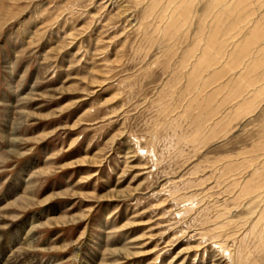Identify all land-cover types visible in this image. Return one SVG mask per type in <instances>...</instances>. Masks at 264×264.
Instances as JSON below:
<instances>
[{"label":"rangeland","instance_id":"obj_1","mask_svg":"<svg viewBox=\"0 0 264 264\" xmlns=\"http://www.w3.org/2000/svg\"><path fill=\"white\" fill-rule=\"evenodd\" d=\"M216 2L0 0V264H264V0Z\"/></svg>","mask_w":264,"mask_h":264},{"label":"bare ground","instance_id":"obj_2","mask_svg":"<svg viewBox=\"0 0 264 264\" xmlns=\"http://www.w3.org/2000/svg\"><path fill=\"white\" fill-rule=\"evenodd\" d=\"M216 1V0H215ZM225 0H218V3L216 2L215 4H217V6L216 7H220L222 10H228V9H230V8H236V10H238L239 8H244V7H246V8H252V5L253 4H255L254 3V0H233V1H231V3H226V2H224ZM255 1H259V0H255ZM224 2V3H223ZM154 5H155V3H153ZM150 5V4H149ZM148 6V5H147ZM156 6V5H155ZM155 6H153V7H155ZM259 6V5H258ZM264 6V4H263V2H261V5H260V7H263ZM259 7V8H260ZM254 8V7H253ZM247 9V10H248ZM256 9H257V7H256ZM153 10H154V8H153ZM214 10V9H213ZM232 10V9H231ZM235 10V11H236ZM240 11H242V10H240ZM214 12V11H213ZM151 13V12H150ZM231 13V12H230ZM237 14V16H239L238 15V13H236ZM235 14V15H236ZM245 14H247L246 12H245ZM248 15H249V13H248ZM250 15H251V12H250ZM222 16V15H221ZM229 16V15H228ZM225 17V16H224ZM232 17H233V15H232ZM245 17H246V15H245ZM252 17V16H251ZM254 17V16H253ZM226 18V17H225ZM236 18V17H235ZM239 17H237L236 18V20L238 19ZM249 18V17H248ZM247 18V19H248ZM246 19V20H247ZM252 19V18H251ZM232 20V19H231ZM234 21V20H233ZM235 23H238V22H236L235 21ZM250 23V22H249ZM221 24V23H220ZM232 24V23H231ZM234 24V23H233ZM262 24L264 25V18H262V19H260V20H257L256 22H255V26L252 28V30L249 32V35H248V37L245 39V41L244 42H242L243 43V45L239 48L240 49V51L238 52V53H236V56H235V59H234V61L236 62V64H238L237 66L239 67L240 66V62H241V60H242V58L243 57H246V55L247 54H245L247 51H248V49H246V47H248V46H253V48H254V46H255V44H257L259 41H261L262 40V37H264V35L262 34V33H255L257 30H255V29H258L260 26H262ZM218 25H219V23H218ZM237 25V24H236ZM254 25V24H253ZM220 26V25H219ZM236 28V27H235ZM241 28V27H240ZM244 28V27H243ZM233 29V28H232ZM215 30H217V29H215ZM214 30V31H215ZM236 30V29H235ZM240 30V29H239ZM225 31H226V29H225ZM224 31V32H225ZM227 32V31H226ZM260 34V35H259ZM212 36V35H211ZM215 37V36H214ZM211 38V37H210ZM210 38H209V41H210ZM216 38V37H215ZM211 39H213V38H211ZM209 41H208V43H209ZM207 43V44H208ZM213 43H214V41H213ZM224 43V42H223ZM241 43V44H242ZM211 44H212V42H211ZM261 44V43H260ZM213 45H215V43L213 44ZM237 45V44H236ZM207 46H209V49L210 48H212L211 46L212 45H207ZM206 46V49L208 48ZM218 47H219V45H218ZM220 48H222L221 46H220ZM252 48V49H253ZM262 49L260 46L258 47V49ZM208 49V50H209ZM264 49V48H263ZM211 50V49H210ZM209 50V51H210ZM217 50V49H216ZM257 50V49H256ZM246 51V52H245ZM257 51H259V50H257ZM262 52H263V50H261ZM208 53V52H207ZM210 53V52H209ZM254 54V53H253ZM205 55V54H204ZM250 55V54H249ZM257 55V54H256ZM206 56H208V55H205V57ZM261 56H263V55H261ZM261 56H259V58L261 57ZM248 57V56H247ZM207 59V58H206ZM256 59V58H255ZM205 60V59H204ZM245 60H246V58H245ZM252 60V59H251ZM249 61V60H248ZM233 62V61H232ZM244 62V61H243ZM234 63V62H233ZM248 63V62H247ZM253 63V62H252ZM250 64V63H249ZM248 64V65H249ZM247 65V66H248ZM264 64H262L261 66H263ZM245 66V65H244ZM250 68H251V66H249ZM256 67V66H255ZM258 67V66H257ZM254 68V67H253ZM252 68V69H253ZM260 69H262V68H260ZM256 70V69H255ZM254 70V71H255ZM245 71V70H244ZM264 70L262 69V73H263V75H264V72H263ZM247 72V71H246ZM251 73V72H250ZM250 73H248V74H250ZM252 73H255V72H252ZM248 74H247V77H249L248 76ZM195 75V74H194ZM194 75H193V77H194ZM240 75V74H239ZM260 75L262 76V74L260 73ZM241 76V75H240ZM255 78V76L252 74V78ZM243 78V80H244V77H242ZM250 79H251V77H249ZM253 78V79H254ZM258 78H260L259 77V75L257 76V78L256 79H258ZM264 78V77H263ZM262 78H260L259 80H261ZM242 80V79H241ZM247 81V80H246ZM262 81H264L263 79H262ZM253 82H255V80H253ZM256 82H258V80L256 81ZM205 83V82H204ZM259 83H260V81H259ZM247 84H249V85H251L250 84V81H249V83H247ZM205 85H206V83H205ZM252 85H255V83L254 84H252ZM253 87V86H252ZM32 240L33 239H31V237H30V233L27 231L26 233H25V235H23V237H21V242H18L17 244H20V246L21 247H19V248H23L22 247V245H24V242H29L30 244H31V242H32ZM27 244V243H26ZM13 248V247H12ZM18 248V247H17ZM10 250V249H9ZM23 251H24V249H22ZM26 250V249H25ZM19 251V250H18Z\"/></svg>","mask_w":264,"mask_h":264}]
</instances>
